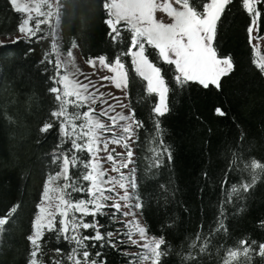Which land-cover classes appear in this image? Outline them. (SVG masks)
<instances>
[{
  "label": "snow or ice",
  "instance_id": "obj_1",
  "mask_svg": "<svg viewBox=\"0 0 264 264\" xmlns=\"http://www.w3.org/2000/svg\"><path fill=\"white\" fill-rule=\"evenodd\" d=\"M232 3L233 0H175V4L180 5L177 8L170 0L164 3L158 0H103L101 7L109 17L105 20L110 28L107 35L113 47L124 44L126 50L115 52L111 58L106 55L89 58L85 63L96 67L98 62L100 67L110 68L114 75L101 76L100 80L112 81L116 89L124 90L127 98L130 76L123 60L131 57V83H139L144 88L137 103L147 106L152 127L148 141L151 147L146 149L148 155L144 157L143 179L153 178L164 167L165 158L172 159L161 125L162 118L170 112L169 84L173 94L189 82H197L204 88L210 84L219 88L221 78L233 71L232 59L219 57L213 46L218 26H223L222 17L226 19V10ZM9 4L19 14L15 30L18 34L8 35L10 43L47 45L37 63L49 84L47 92L54 98V108L50 112L51 120L43 123L39 131L48 133L54 127L58 129V143L50 153V164L56 170L47 173L35 205L32 230L26 237L30 248L25 264H106L105 253L92 249L119 251L120 245L139 249L135 253H120L128 264H163L171 258V246L164 235H150L148 226L140 219L143 208L138 183L140 158L133 145L140 140L141 129L147 132L144 122L136 118V109L131 102L118 101L121 111L116 112V105L103 99V92L99 93L100 103L107 107L97 111L94 105L99 89L73 57L76 42H70L65 49L58 38L61 20L69 8L80 12L86 22L87 14L96 5L93 0H71L67 5L65 0H30L28 3L9 0ZM261 5L264 0H241V7L251 19L247 28L250 43L253 26L257 18L264 15ZM158 9H163L171 22L157 20ZM5 47L7 45L0 41V48ZM34 51L30 46L25 55ZM252 65L264 76V56L254 59ZM169 71L172 77L166 82ZM90 88L96 92H91ZM215 111L219 116L226 115L222 108ZM110 112L115 114L110 115ZM101 117H107L109 122H103ZM6 119L12 122L10 117ZM109 144L119 145L124 151L117 152L115 147L109 151ZM101 152L107 155L101 157ZM105 164H110L111 168H106ZM234 166L237 171L248 174L249 182L241 180L239 186H230L221 201L216 226L203 238L197 233L188 250L180 254L181 264H201L202 255H212L209 249L213 247L218 264H252L254 256L264 259V242L244 238L236 241L234 247L213 244L217 236L227 231L225 204H231L233 198L242 200L258 180L264 181V162L244 161L234 152L229 168ZM109 171L117 175H110ZM225 183L226 180L222 182V191ZM160 188L167 203L175 192L164 185ZM20 207L17 202L0 215V243L13 226ZM98 218H106L109 226L120 224L123 227L102 231L106 226ZM261 226L264 227V223ZM86 230H91V234H86ZM46 234L58 244L63 242L68 250L65 252L56 247L54 254L49 256L41 243H48Z\"/></svg>",
  "mask_w": 264,
  "mask_h": 264
},
{
  "label": "trees",
  "instance_id": "obj_2",
  "mask_svg": "<svg viewBox=\"0 0 264 264\" xmlns=\"http://www.w3.org/2000/svg\"><path fill=\"white\" fill-rule=\"evenodd\" d=\"M70 2L65 0L66 5ZM93 2L96 7L87 14L86 22L80 12L71 8L65 12L59 28L62 45L67 49L70 42L75 41L86 60L99 55L111 58L115 52L126 48L124 44L113 47L107 35L110 28L105 23L109 17L101 7L103 0ZM226 13V19L222 17L223 26H218L214 47L219 57L232 59L234 69L221 78L219 88L211 84L204 88L197 82H189L173 94L169 84L170 112L162 118L161 125L172 159L165 158L164 167L151 179L142 178L152 132L147 106L137 103L144 88L139 83H131V57L123 60L130 76L128 100L136 109V118L143 121L147 129V132L140 130V140L135 145L136 156L140 158L138 183L142 217L149 233L164 235L171 246V258L163 264H181L180 254L188 250L197 233L203 238L216 226L221 201L230 186H239L241 180L249 182L246 172L237 171L236 166L229 168L232 153H237L244 161L264 162V76L252 65L258 58L247 31L251 19L241 7V0H233ZM18 22L19 14L14 12L9 0H0V36L17 34ZM258 34L264 35V15L259 18ZM4 43L7 47L0 48V215L17 202L21 207L0 243V264H25L30 248L26 237L32 230L35 205L47 173L56 170L50 164V153L58 143V129L54 127L48 133L39 131L43 123L51 120L50 112L54 108V98L47 92L49 84L37 63L46 43ZM30 46L35 51L25 55ZM171 77L169 71L166 82ZM216 108H222L226 115H217ZM239 167L242 169V164ZM160 185L175 192L167 203ZM225 208L227 231L213 240L216 247L221 244L234 247L236 241L244 238L264 242L261 226L264 223V181L258 180L242 200L233 198ZM98 219L106 226L102 231L122 227L120 224L109 226L106 218ZM86 234H91V230H86ZM46 239V245L44 241L41 243L49 256L56 247L68 250L63 242L58 244L47 234ZM119 248V251L109 248L92 251H103L106 264H128L120 253H133L131 249L135 246L120 245ZM209 252L212 255H202L201 264H218L216 248H210ZM220 254L223 255V249ZM252 264H264V259L254 256Z\"/></svg>",
  "mask_w": 264,
  "mask_h": 264
},
{
  "label": "rangeland",
  "instance_id": "obj_3",
  "mask_svg": "<svg viewBox=\"0 0 264 264\" xmlns=\"http://www.w3.org/2000/svg\"><path fill=\"white\" fill-rule=\"evenodd\" d=\"M18 2H20V3H28V2H30V0H18ZM158 2L164 3L165 0H158ZM170 2H172L174 7H177V8L180 7V5L175 4V0H170ZM155 15H156L157 20H159L161 22H164V23L171 22V18L168 17L167 13L164 12L163 9H158L157 12L155 13ZM258 27H259V18H257L256 24L253 26L252 39H251V42H252V44L254 46L257 58H259L261 56H264V35L260 36L258 34ZM17 34H15V35H17ZM59 34H60V31H59ZM15 35H11V36L14 37ZM58 38L60 39V41L62 43L61 34L59 35ZM0 41L7 42V41H10V40L8 39V36H0ZM213 46H214V42H213ZM72 51H73V57H74L77 65L79 67H81V69L84 72H86L88 74L89 79L92 80L95 83L96 88L99 89V92H96V89H93V88L89 89L91 92H96V95L98 97L97 102L94 105L96 110L99 111L101 109V107H107V105H102L100 103L99 93L103 92L105 94L103 99L107 100L108 103H110V104L116 105V108H115L116 112L121 111V108L119 107L118 101L120 103H124V104H128L129 103L128 90H127V98H125L124 90L116 89L115 85H114V83L112 81H110V80L101 81L100 80L101 76H112V75H114V73L111 72L110 68H108V67H100L98 62L96 64V67L88 66L85 63L87 60L84 59V57L81 54V51L78 48L72 49ZM95 58L96 57H94L93 59H95ZM80 79L83 80V77H81ZM84 82L87 83V81H84ZM101 84H104L105 87H100ZM109 93L111 95H109ZM124 111H125V114H127V110H124ZM114 114H115V112H110V115H114ZM101 120L103 122H106V123L109 122L107 120V117H101ZM113 147L116 148L117 152L124 151L121 146L112 145V144H109V151ZM133 148H134V152L136 154L135 145H133ZM106 155H107V153H105V152H101L100 153L101 157H104ZM113 155H115V153H113ZM101 163L104 164V160L103 159H101ZM105 167L110 169L111 165L110 164H105ZM123 171L126 172L127 170L125 169ZM109 174L110 175H117L115 172H111V171H109ZM140 219H141L143 224H146L142 216L140 217ZM122 227H123V225H122ZM150 235H153V234H150ZM133 238H138V237H133ZM131 251L133 253H135V252L139 251V249L137 247H135L134 249H131Z\"/></svg>",
  "mask_w": 264,
  "mask_h": 264
},
{
  "label": "crops",
  "instance_id": "obj_4",
  "mask_svg": "<svg viewBox=\"0 0 264 264\" xmlns=\"http://www.w3.org/2000/svg\"><path fill=\"white\" fill-rule=\"evenodd\" d=\"M76 48H78V49L80 50V48H79V46H78V45H77V47H76ZM76 48H75V49H76Z\"/></svg>",
  "mask_w": 264,
  "mask_h": 264
}]
</instances>
